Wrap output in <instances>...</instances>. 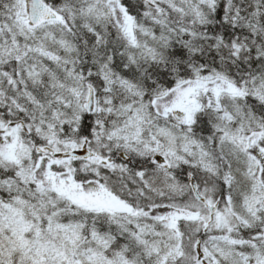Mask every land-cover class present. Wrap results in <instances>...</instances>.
<instances>
[{
    "label": "snow or ice",
    "instance_id": "obj_1",
    "mask_svg": "<svg viewBox=\"0 0 264 264\" xmlns=\"http://www.w3.org/2000/svg\"><path fill=\"white\" fill-rule=\"evenodd\" d=\"M0 264H264V0H0Z\"/></svg>",
    "mask_w": 264,
    "mask_h": 264
}]
</instances>
